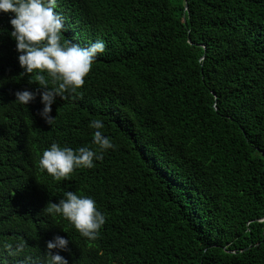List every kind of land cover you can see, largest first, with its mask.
Instances as JSON below:
<instances>
[{"label": "trees", "instance_id": "16d2710c", "mask_svg": "<svg viewBox=\"0 0 264 264\" xmlns=\"http://www.w3.org/2000/svg\"><path fill=\"white\" fill-rule=\"evenodd\" d=\"M55 11L64 38L106 48L56 98L50 127L39 94L14 101L37 85L0 13V264H43L57 235L71 241L68 264H264V0H56ZM93 119L114 149L67 179L41 169L52 143L91 145ZM65 191L105 214L96 239L43 210Z\"/></svg>", "mask_w": 264, "mask_h": 264}, {"label": "clouds", "instance_id": "9594fccd", "mask_svg": "<svg viewBox=\"0 0 264 264\" xmlns=\"http://www.w3.org/2000/svg\"><path fill=\"white\" fill-rule=\"evenodd\" d=\"M55 9L56 0H0V13L12 14L9 34L15 42L18 65L25 76H35L37 85L35 91H16L14 101L26 106L39 94L43 107L38 114L50 127L55 121L50 113L56 98L64 99L65 92L79 89L94 61L106 48L105 42L99 39L81 47L64 38V18ZM50 81L56 87H49ZM88 127L94 130L91 145L72 149L52 143L40 156L41 169L57 180L67 179L75 169L94 167V160L115 148L111 138L103 134L102 120L93 119ZM43 210L66 219L81 237L90 240L98 237L106 223L105 214L92 197L73 191H65L56 202H47ZM70 242L69 237L59 235L47 241L43 264H68L59 252L68 251ZM19 247L22 249L23 245ZM26 264H31V258H26Z\"/></svg>", "mask_w": 264, "mask_h": 264}]
</instances>
